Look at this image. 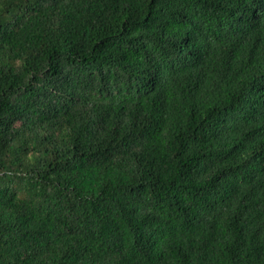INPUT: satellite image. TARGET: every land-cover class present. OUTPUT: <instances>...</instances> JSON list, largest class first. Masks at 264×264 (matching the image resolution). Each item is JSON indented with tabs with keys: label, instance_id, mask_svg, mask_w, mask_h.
Wrapping results in <instances>:
<instances>
[{
	"label": "trees",
	"instance_id": "trees-1",
	"mask_svg": "<svg viewBox=\"0 0 264 264\" xmlns=\"http://www.w3.org/2000/svg\"><path fill=\"white\" fill-rule=\"evenodd\" d=\"M0 264H264V0H0Z\"/></svg>",
	"mask_w": 264,
	"mask_h": 264
}]
</instances>
